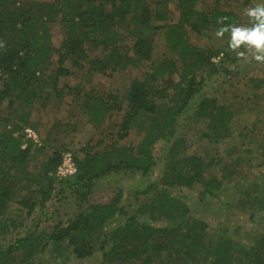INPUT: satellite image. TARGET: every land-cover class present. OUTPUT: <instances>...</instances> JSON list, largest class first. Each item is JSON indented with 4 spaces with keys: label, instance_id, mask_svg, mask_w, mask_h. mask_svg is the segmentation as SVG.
Here are the masks:
<instances>
[{
    "label": "trees",
    "instance_id": "obj_1",
    "mask_svg": "<svg viewBox=\"0 0 264 264\" xmlns=\"http://www.w3.org/2000/svg\"><path fill=\"white\" fill-rule=\"evenodd\" d=\"M198 1L156 2V5L177 4L178 19L171 24L168 14L157 7L152 9L148 0H0V77H3L0 105L14 101L20 106L32 107L43 83L49 81L43 74L52 64L53 54L58 57L57 77L70 74L69 69L63 68L64 62L78 70L87 65L89 73L101 75L151 63V70L143 80L130 81L122 98L126 102L123 110L116 96L84 97V108L94 122H102L111 111H123L116 135L118 140L127 138L132 130H137L142 137L137 146H112L102 154L75 157L77 174L72 178L78 201L85 202L94 182L106 175L136 172L147 176L157 164L153 156L155 144L175 138L179 127L177 119L188 116L190 120L206 122L211 136L204 134L202 139L221 143L234 137L230 127L232 117L247 110L253 113L264 110V97L257 92L241 99L233 112L214 99L201 98L195 102L213 77L228 73L223 63L227 59L236 61L227 46L208 49L190 42V34L208 36L222 27L229 28L222 34L226 39L231 34L230 26L237 25L234 12L221 10L217 3L204 12L198 9ZM55 22L62 29V41L56 49L51 45L48 26ZM159 32L164 35L170 56L164 54L161 61L153 63V40ZM92 51L98 52L92 54ZM219 55L222 56L220 72L213 64ZM57 93L60 98V92ZM251 98L254 101L248 100ZM46 100L44 98L43 102ZM3 121L5 125L10 123L8 119ZM27 123L24 117L0 136V157L14 164L10 169L0 166V216L5 214L9 202L16 199L21 185V176L11 170L23 173L15 162L22 163L34 146L23 136ZM253 139L251 141H257ZM23 143L27 146L21 150ZM184 152V140L174 139L160 183L148 187L154 192L151 200L142 204L135 215L127 216L125 209L119 206L120 195L108 205L79 206V213L67 226L58 223L51 232H27L11 245L0 246V264H42L37 259L45 255L49 247L55 258L61 255L63 259L72 256L83 260L98 251L104 264H192L204 256L209 257L210 264H233L235 250L230 239L206 241L201 234L205 223L184 217L185 208L169 191L198 184L204 187L202 195L214 197L215 192L222 191L232 173L223 175L225 170H220V179L213 178L207 174L209 164L203 158L185 156ZM61 159L60 154L54 153L43 166L41 177L46 182L36 180L24 189L28 197L19 203L27 214L45 206L55 189L54 182L61 184L72 179H56L55 171ZM50 174H54V179ZM255 198L249 196L254 203L263 205L264 202ZM252 210L256 211L254 206ZM147 214L158 215L169 223L158 228L139 223L138 217ZM121 217L126 218L123 225L107 232L105 227ZM239 264H264V235L251 249L240 251Z\"/></svg>",
    "mask_w": 264,
    "mask_h": 264
},
{
    "label": "rangeland",
    "instance_id": "obj_2",
    "mask_svg": "<svg viewBox=\"0 0 264 264\" xmlns=\"http://www.w3.org/2000/svg\"><path fill=\"white\" fill-rule=\"evenodd\" d=\"M46 1L54 2V0ZM162 1L164 0H148V3L152 9L157 7L166 12L168 22L175 24L179 14L177 4L168 2L156 5V2ZM216 3L221 10L236 14V26L251 27L252 20L247 15V11L261 4L262 0H200L198 9L208 12ZM48 26L51 45L55 49L59 48L62 41L61 26L57 22ZM189 40L194 45L208 49L227 46L231 58L236 57L235 62L227 59L223 63L228 73L213 77L201 95L196 97V103L201 98L214 99L219 105L233 112L244 97H252L256 92L264 97V61L254 59L253 49L241 45L234 50L230 47L231 34L224 39L222 35L217 36L215 31L210 32L208 36L190 34ZM128 43L131 41L128 40ZM240 52L243 56L238 55ZM164 54L169 55L164 45V35L159 32L154 35L153 40V63L161 61ZM173 57L176 59L174 55ZM221 57L219 55L213 60L219 72ZM57 60L58 57L53 54L52 64L43 74L44 77H49V81L43 83L32 107L20 106L19 102L14 103V101L12 104L4 101L0 105V136L15 122H22V118L25 117L28 122L25 127L34 130L38 139L36 144L33 143L34 146L25 156V160L22 163L18 160L15 162L18 163L20 170H24L23 173L15 169L11 170L14 175L21 176V185L16 199L9 202L5 214L0 216V246L11 245L14 240L27 232H51L58 223L65 227L68 221L79 213V206L83 208L86 204L108 205L118 195H120L119 206L125 209L127 216L135 215L142 204L151 200L154 192L148 187L160 183L166 171L169 147L173 140L182 138L185 156L203 158L205 163L209 164L208 175L220 179V170H225L223 175L228 173L232 175L225 181L222 191L215 192L214 197L202 195L204 187L198 184L189 189L174 188L169 190L170 195L185 208L184 217L205 223L201 234L206 241L229 238L235 250L232 253L233 264H239L240 251L251 249L257 239L264 235V203L263 205L254 203V199H249L251 195L264 202V110L260 109L255 110L254 114L253 111L247 110L232 117L230 127L234 137L225 139L221 143L220 140L202 139L204 134L211 136L206 122L190 120L188 116L177 119L179 127L175 138L159 140L155 144L153 156L157 164L147 176L136 172L106 175L94 182L90 196L85 202L76 198L77 187L74 186V178L61 184L54 182L55 189L45 206L27 214V210L19 203L20 200L28 197L24 189L36 180L46 182L41 177L43 166L54 153L60 154L61 158L64 154L70 153L74 160L75 157L83 158L87 154H102L112 146H137L142 137L137 130H132L127 138L118 140L116 135L123 111H111L102 122H94L89 119L84 108V97L92 95L105 99L116 96L123 110L126 102L122 98L130 81L136 78L143 80L144 75L151 70V63L145 62L137 68L129 67L101 75L89 73L87 65L83 70H78L72 68L69 62H64L63 68L69 69L70 74L57 77L56 71L59 67ZM173 79L177 81L176 77ZM2 82L3 77H0V90ZM258 85L260 86L257 87ZM57 92H60V98L57 97ZM44 98L47 99L45 103ZM248 100L254 101V98ZM3 119H8L10 123L6 126ZM254 137L257 138L256 142L251 141ZM0 166L10 169L14 164L0 157ZM49 176L54 179V174ZM16 186L19 187V184ZM253 206L257 212L252 210ZM125 220V217L116 218L105 229L108 232L123 225ZM138 222L155 228L165 227L169 223L158 215L148 214L140 215ZM63 252L64 249L61 254ZM37 261L42 264H104L98 251H95L92 257L83 260H76L72 256L63 259L61 255L55 258L51 247L45 255L39 256ZM210 262L209 257L204 256L196 259L192 264H210Z\"/></svg>",
    "mask_w": 264,
    "mask_h": 264
},
{
    "label": "clouds",
    "instance_id": "obj_3",
    "mask_svg": "<svg viewBox=\"0 0 264 264\" xmlns=\"http://www.w3.org/2000/svg\"><path fill=\"white\" fill-rule=\"evenodd\" d=\"M247 15L252 20L251 27L230 26L232 49H238L241 45L254 50V59L264 61V0L262 3L248 9ZM229 28H221L216 35L221 36ZM238 55L243 56L240 52Z\"/></svg>",
    "mask_w": 264,
    "mask_h": 264
},
{
    "label": "built area",
    "instance_id": "obj_4",
    "mask_svg": "<svg viewBox=\"0 0 264 264\" xmlns=\"http://www.w3.org/2000/svg\"><path fill=\"white\" fill-rule=\"evenodd\" d=\"M24 139L36 144L38 142L37 135L31 128H24ZM26 143H23L21 149L26 148ZM77 174V168L70 153H66L62 156L61 163L56 168L55 177L58 181L66 180L74 177Z\"/></svg>",
    "mask_w": 264,
    "mask_h": 264
},
{
    "label": "crops",
    "instance_id": "obj_5",
    "mask_svg": "<svg viewBox=\"0 0 264 264\" xmlns=\"http://www.w3.org/2000/svg\"><path fill=\"white\" fill-rule=\"evenodd\" d=\"M254 114V113H253Z\"/></svg>",
    "mask_w": 264,
    "mask_h": 264
}]
</instances>
